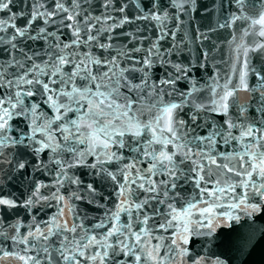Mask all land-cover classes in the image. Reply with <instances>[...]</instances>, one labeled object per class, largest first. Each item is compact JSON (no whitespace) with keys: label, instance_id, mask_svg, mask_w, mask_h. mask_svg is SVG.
Here are the masks:
<instances>
[{"label":"snow or ice","instance_id":"1","mask_svg":"<svg viewBox=\"0 0 264 264\" xmlns=\"http://www.w3.org/2000/svg\"><path fill=\"white\" fill-rule=\"evenodd\" d=\"M246 3L221 0L219 7H234V22L249 19ZM215 7L216 0L210 5L201 0H0V213L18 208L30 212L50 199L41 192L50 185L37 173L53 175L62 186L67 169L78 166L95 170L96 177L110 181L122 197L106 213L107 222L92 225L93 230L106 231L89 234L79 216L71 225L61 219L64 196L56 189L51 198L60 202V211L52 221L23 233L19 224L10 225L13 232L7 238L25 245V253H34L17 257L23 264H141L142 256L145 264H161L159 255H153L158 246L144 253L150 235L144 225L161 214L155 207L149 214L146 208L153 201L167 202L170 211L158 225L167 231L179 215H173V202L187 184L198 190V197L213 200L240 187L241 198L228 207L260 210L246 200L250 195L264 198V63L250 66L246 49L244 59L237 58L242 70L232 73L236 83L222 77L223 84L209 88L207 103L203 98L200 103L189 100L199 91L194 71L206 67L208 52L191 51L185 25L191 27L194 41L207 39L194 21ZM258 15L251 23L259 25L264 37V5ZM148 26L152 37L146 34ZM260 49L264 43L251 50ZM180 81L190 84V90H181ZM173 93L178 99L165 101ZM41 105L52 110L50 117H37ZM85 156L93 162L87 163ZM114 161L115 170L104 167ZM233 177L238 178L235 184L229 183ZM69 182L83 184L75 176ZM222 183L228 187H218ZM133 186L145 194L142 200L131 199ZM84 190L92 196L87 202L97 203V188L88 183ZM188 203L184 216L196 207ZM133 212L140 225L135 231ZM121 213L126 216L123 223ZM5 218L0 215V221ZM201 226L209 233L214 228L212 220ZM180 240L189 242L183 234ZM255 242L252 236L242 238L240 255H249ZM171 243L176 245V239Z\"/></svg>","mask_w":264,"mask_h":264},{"label":"water","instance_id":"2","mask_svg":"<svg viewBox=\"0 0 264 264\" xmlns=\"http://www.w3.org/2000/svg\"><path fill=\"white\" fill-rule=\"evenodd\" d=\"M202 4H211L212 0H201ZM221 0H216V7L210 9L208 13H202L195 21L194 24L200 28L201 31L207 34V39L201 41H194L192 29L189 25H185L187 33L185 36L186 42L191 45V51L198 55V49L208 52V58L206 61V67L200 69L198 72L194 71V80L196 82L199 91L193 92L189 98L191 101L200 103L203 98V102L207 103L209 96V88H216L217 85L223 84L224 79L231 77L232 82L236 83V77L232 75L233 71L239 73L242 70L241 63L244 59L245 50L249 49L247 56L251 65L259 67L264 63V59H261V53H264V49L259 51H252L254 45L264 43V37L259 35V25H253L252 19L259 18V11L262 10L264 0H247L245 16L249 19H241L231 22L232 13L235 11L234 7L220 8ZM16 9L13 8V11ZM0 15H3L0 13ZM226 27H220L219 25L225 24ZM127 27V26H126ZM211 29V30H209ZM146 34L149 37L153 36V29L148 26ZM113 35H115L113 33ZM124 38H121L123 40ZM148 41L145 40L144 44L147 45ZM93 51H96L93 49ZM123 67V65H121ZM214 81L216 83H214ZM178 87L181 90H190L191 85L186 86L185 81H180ZM218 90V88H217ZM121 91H125L121 89ZM243 95V94H242ZM31 99V98H29ZM64 98L61 97V100ZM167 100H177L175 93L171 96H165ZM147 101H145V104ZM188 111V106H185L184 112ZM43 113V115H41ZM37 117L44 119L52 115V110L47 106L41 105L40 111L36 113ZM183 115V113H181ZM69 117L75 118L73 113L68 114ZM23 127V124H21ZM55 129V125H53ZM85 131V129H82ZM57 136L59 134L57 133ZM83 149V145H78ZM114 150V149H113ZM121 151H124L123 149ZM221 151L231 153L232 149L229 147H222ZM65 158H68L67 154ZM93 157L85 156L87 163L93 162ZM121 165L124 161L119 162ZM55 167L50 165V168ZM105 168L115 170L117 162L104 165ZM68 177L64 179L63 185L55 183V178L51 174L40 175V180L50 186L47 188H41V192H47L50 194V199L47 201H41L36 207L32 208L30 212H26L22 208L12 210L5 215L6 218L0 221V232L4 235H0V264H23V261L18 259L19 256L33 255V252L25 253V245L15 244L7 236L12 234L13 228L10 225H20V232H25L30 226L39 224L43 227L44 222L52 221L53 217L57 216L60 211V202L54 198H51L56 189H59L61 195L64 196L65 207L63 209V216L61 219L67 220L69 225L74 216H79L80 221L84 224L85 228L89 230V234L103 233L105 228H92V225L100 223L101 221H108V213L114 209L117 205L119 192L116 191L115 186L110 181L101 182L95 175V170L87 167H74L67 169ZM117 178L119 179L120 173L117 172ZM78 177L83 184H74L69 182L70 177ZM216 177H214L215 179ZM238 178H231L229 183H237ZM92 183L98 190V195L95 196L97 203H88V199H92V196L84 190V185ZM213 185H208L211 188ZM218 187L227 188V184L218 185ZM197 189L192 184H187L184 189L181 190L180 196L173 202L175 213L179 214L178 218L172 221V226H169L167 231L159 228L158 225L165 223L164 213L170 211L167 209L165 202L164 205L156 204L152 202L151 206L146 208L147 213L151 214L152 208L159 209L160 215L152 216L148 220V224L144 227L148 230L149 236L145 237L148 243V247L144 249L146 254L149 251H153L155 246H158V251H153V255H159L161 258V264H241V260L246 261V264H264V198L250 195L246 203L249 205L257 203L259 211H252L249 208L244 210L243 206L237 208H230L228 205L236 204L241 198L239 193L243 191L240 187L236 188L235 193H225L219 200H213L211 197H198ZM17 196L20 192L15 193ZM128 193H125L127 196ZM144 193H138L135 190V186L132 188L131 199L140 197L143 199ZM235 195V198H232ZM76 196H81L83 199H76ZM195 197V199H194ZM207 199L208 203L202 201ZM196 204L195 208H192L187 216L183 213L189 210V203ZM72 205L73 210L70 212L67 205ZM210 209L209 212L201 215L205 209ZM230 213L232 217L239 216V220L230 219L225 216L224 213ZM136 213L133 212L130 223L133 231L138 230L140 225L136 222ZM141 219L143 213L140 214ZM35 218L34 220L32 218ZM126 216L124 213L120 214L121 223L124 222ZM171 219V217H169ZM208 220H212L214 228L209 233V229L206 227H197L198 224H206ZM187 226L188 232H184V228ZM79 231V229H78ZM180 234L186 235L188 243H182L180 240ZM83 235V233H82ZM252 236L256 241L254 247L251 249L250 254L242 257L238 252V247L242 243V238ZM172 239H176L177 244L171 243ZM49 243H51L49 241ZM179 245V248H177ZM183 249L184 251H181ZM3 253H11V255H3ZM179 253V254H178ZM127 264V261L125 262ZM141 264H145L142 256ZM147 264H153L152 261H148Z\"/></svg>","mask_w":264,"mask_h":264}]
</instances>
